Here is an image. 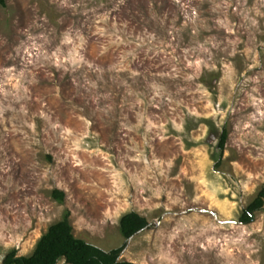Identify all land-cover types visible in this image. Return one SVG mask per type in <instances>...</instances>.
Instances as JSON below:
<instances>
[{
  "label": "rangeland",
  "instance_id": "obj_1",
  "mask_svg": "<svg viewBox=\"0 0 264 264\" xmlns=\"http://www.w3.org/2000/svg\"><path fill=\"white\" fill-rule=\"evenodd\" d=\"M263 187L264 0L0 6V264L66 211L104 250L146 218L121 260L264 264Z\"/></svg>",
  "mask_w": 264,
  "mask_h": 264
},
{
  "label": "trees",
  "instance_id": "obj_2",
  "mask_svg": "<svg viewBox=\"0 0 264 264\" xmlns=\"http://www.w3.org/2000/svg\"><path fill=\"white\" fill-rule=\"evenodd\" d=\"M6 0H0V6L5 7ZM227 132L224 129L218 143L222 152L225 147ZM55 200L64 201L65 194L53 190ZM264 204V187L258 192L251 203L242 210L239 218L241 223L249 222L254 214L262 210ZM70 212L66 211L62 219L52 224L36 244L34 251L27 256H18L16 250L6 254L3 264H136L121 260L120 257L127 247V241L149 227L146 218L136 212H130L121 217L119 230L124 242L117 248L104 250L98 246L76 238L70 222Z\"/></svg>",
  "mask_w": 264,
  "mask_h": 264
}]
</instances>
